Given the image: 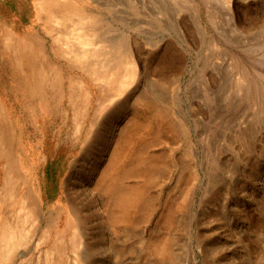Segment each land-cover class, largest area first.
<instances>
[{
    "label": "rangeland",
    "instance_id": "rangeland-1",
    "mask_svg": "<svg viewBox=\"0 0 264 264\" xmlns=\"http://www.w3.org/2000/svg\"><path fill=\"white\" fill-rule=\"evenodd\" d=\"M32 8L40 18L28 33L12 31V22L0 11V93L10 99L13 111L5 120L18 129L22 125L18 137L34 149L42 142V128L63 119L71 127L65 141L75 151L62 181L68 204L59 221L56 211L54 226V215L48 213L53 209L47 211L38 195L40 232L25 234L22 260L264 264V0H34ZM94 25L93 47L84 49L78 31ZM6 42L18 47L6 46L18 62L12 68ZM122 45L133 56L136 80L116 101L139 85L135 92L152 99L150 111L157 108L158 113L149 115L145 155L152 167L145 178L133 175L125 181L143 189L146 210L136 208L131 223L120 227L109 222V231L102 228L101 207L84 181L91 170L96 175L103 169L114 146L111 138L134 116L115 109L112 94L93 82L83 65L93 69L112 61L115 66L123 59ZM83 51V61L70 55ZM51 66L61 70L59 78ZM93 127L99 137L91 140ZM7 129H0V150L6 147L13 154ZM20 149L21 167L26 153ZM34 154L32 161L24 159L25 172L17 169L22 185L31 180L35 187L45 165H38ZM33 169L37 175L28 177ZM72 174L73 181H67ZM69 206L84 216L78 222L81 237L77 220L69 219ZM50 226L49 242L36 249ZM62 233L67 250L47 256Z\"/></svg>",
    "mask_w": 264,
    "mask_h": 264
},
{
    "label": "bare ground",
    "instance_id": "bare-ground-1",
    "mask_svg": "<svg viewBox=\"0 0 264 264\" xmlns=\"http://www.w3.org/2000/svg\"><path fill=\"white\" fill-rule=\"evenodd\" d=\"M95 26L96 25L88 30L82 28L78 31L80 33H78L76 39H82L81 42L84 49H88L87 47L89 46L93 47L92 39L95 34ZM121 47L123 59H121L119 63H116L115 66L112 61H106L93 69L85 64L83 65V71L89 75L92 81L98 84L101 88H106L112 94V101H116L117 98L121 97L127 90H129L136 80V65L133 56L129 53L125 45H122ZM85 51L78 53L70 52V55L77 58V61H83V56L86 55V53L84 54ZM99 55L96 54V56ZM50 71L55 74L56 78L60 77V69L51 66ZM40 83L41 82H38L36 85L38 89H41L42 83ZM138 87L139 85H136L131 89L134 90V94L127 92L122 100L119 99V101H116L115 109H128L134 117L130 122L128 121L125 124L119 134L111 138L113 141L111 146L113 144L114 146L111 151L109 149L110 155L108 157V162H106L103 169L96 175V169L91 170L84 181V188L86 191L89 190L91 198L95 201V206L97 208L101 207L98 210V213L103 219H105L102 223V228L108 229L109 231L112 230L111 226L108 225L109 222L113 227H120L124 224L131 223L133 212L136 208L138 211L146 210V204L141 202L143 189L125 185V181L133 175L145 178L150 171V167H152V163L145 155L151 133V121L149 115H156L158 110L156 108L150 111L151 107H155L154 102H152V99L142 98L140 94H137L135 90ZM132 97L134 100L131 104L130 99ZM90 134L91 140L96 139L99 137V130H95L93 127L90 130ZM10 139L11 138L9 137L7 138L9 143L12 144ZM21 145L23 153H26V156L23 154V157L20 158L21 171H24L22 165L24 159H30L31 153H35L36 150L32 149V147L24 146L23 143ZM89 147L91 148L92 144H90ZM84 152H87V148H82V153ZM3 155L4 158H0V160L4 159L3 163H6L3 166L6 196L3 200L5 207L3 205L0 214V264H27L26 260H22L24 254L22 252L20 253V249L24 246L25 234L30 233L31 230L35 231V233L40 232L37 231V226L39 224L38 217L41 218L40 213L37 211L39 201L37 200L38 198L35 187L30 180L28 185L19 184L22 186L20 201L12 203L14 187L18 184V180L19 182H21V180L20 176H18L15 164H13L15 162H12L13 154H11L10 150L6 147H1L0 156ZM78 163L79 160L73 163L71 169L72 173L76 169ZM26 174L28 177L32 175L31 171H28ZM67 181H73V174ZM67 181L66 186L69 188L70 185L67 184ZM102 205H104V207ZM105 206L109 208V210L105 209ZM69 209V219H71V221H73V219L77 220L80 233L79 237H81L83 236L80 232L82 227L78 222H80L81 219H84V216H82V213L77 210L73 211L70 206ZM71 215L75 218H72ZM51 234V226L47 230L42 231L36 249H38L39 246H42V243H48ZM74 237H77V234H75ZM64 240L65 233H62L56 238L55 246L52 250L47 252V256L56 251L61 252L67 250ZM76 264H78V262Z\"/></svg>",
    "mask_w": 264,
    "mask_h": 264
},
{
    "label": "crops",
    "instance_id": "crops-1",
    "mask_svg": "<svg viewBox=\"0 0 264 264\" xmlns=\"http://www.w3.org/2000/svg\"><path fill=\"white\" fill-rule=\"evenodd\" d=\"M32 2H34V0H0V11L5 16H7L6 18H8L12 22L13 24L12 31L14 32L16 31L19 33H22V32L28 33L30 32L33 24L36 22V18L38 17L40 18L39 10H38V14H36L34 9L32 8ZM6 46H9L10 48L9 47L8 48L10 50L11 48L14 50H18V47H15L14 45L7 43V42L5 45V51L9 55L8 66L12 68L13 66L12 63L14 64V62L15 63H18V62H16V60H11L12 56L14 58V55H13L14 52L13 51H12L13 53L9 52L10 50H8ZM22 59H25V57L23 56ZM15 70L16 69L12 71L15 73ZM16 76L17 78H19L20 74L17 73ZM9 100L10 99L7 98L6 95H3L0 93V103L4 104V106L1 105L2 109L0 108V114L4 115L2 119L0 120V129L1 130L5 129V125H7V128H8L7 130L11 134L12 142L15 147L12 162H15L13 164H15V167L17 170L18 168L21 169L19 164H17V160H18L17 158L21 156H17V154L22 151V149H20V147L22 146L21 145L22 137H18V132H21L22 125L18 129V127L16 126V123H13L11 120H5L7 118H10L7 115H10L13 112L12 106H10V104L8 105L7 103ZM53 123L48 124L47 126H44L42 128L43 130L42 142L38 141V143L34 145V149L36 150L34 156L38 158V160L40 161L38 165L43 167L45 163L44 167L40 170L41 173L38 174V176L36 177L38 178L36 186H35L36 193H37L36 195H37V198H39L40 196L41 200L43 201L42 202L44 205L43 207H47L46 209L47 211H49L48 207H51V209H53V210H50V212L48 213L52 214V216L54 215L52 219V224L55 226L56 224L54 222V219H55L56 211H57V215L59 216L58 217V221H59L60 213L65 208L64 204L65 203L68 204V198H67L68 196L65 194L62 181H63L64 176L67 174L68 170H70L72 155L75 151L74 150L75 148L72 149L71 147L72 144L70 142L65 141V138H66L65 134L67 130L71 131V127H69V124L65 126V121L63 119L57 122L53 121ZM0 158H4V155L0 156ZM0 161L4 162V159ZM34 171L35 169H33L31 172L34 173ZM2 173H3V183H2V186H0V214L3 209V205L5 207L3 200L6 196V192H5L6 185L4 184L5 175L3 172V167L0 168V181L2 179ZM36 175L37 174H34L32 175V177ZM20 183L21 182H19L18 180V184H16V186L14 187V190H13L14 197H12L13 198L12 203L14 202L17 203L18 201H20L19 199L22 195V189H21L22 186L19 185ZM60 204H62V206H60ZM48 213L46 214L48 215Z\"/></svg>",
    "mask_w": 264,
    "mask_h": 264
}]
</instances>
